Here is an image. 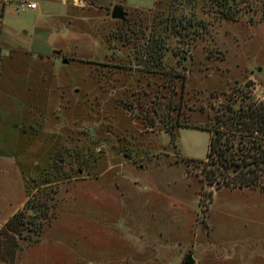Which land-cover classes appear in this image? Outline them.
I'll list each match as a JSON object with an SVG mask.
<instances>
[{
  "label": "rangeland",
  "instance_id": "1",
  "mask_svg": "<svg viewBox=\"0 0 264 264\" xmlns=\"http://www.w3.org/2000/svg\"><path fill=\"white\" fill-rule=\"evenodd\" d=\"M21 1L0 0V264H264V192L203 184L186 160L206 158L208 131L135 118L133 91L151 109L165 89L137 81L143 41L111 16L196 10L167 61L188 75V105L206 107L186 116L204 123L232 87L264 102V0ZM17 213L21 235L6 228Z\"/></svg>",
  "mask_w": 264,
  "mask_h": 264
},
{
  "label": "trees",
  "instance_id": "2",
  "mask_svg": "<svg viewBox=\"0 0 264 264\" xmlns=\"http://www.w3.org/2000/svg\"><path fill=\"white\" fill-rule=\"evenodd\" d=\"M228 1L224 3V8H227ZM161 11L154 13L152 9H149L147 11L149 14L143 12L138 14L142 20L132 21L127 18L122 20L121 34L122 32L127 34L128 30L136 32L138 39L143 41L141 49L137 47L133 49L136 61L134 69L142 72V75H138L137 81L148 78L147 84L150 85L151 79L159 76L165 89L162 93H160L161 88L157 89L154 97L156 101H150L153 104L151 109H146L145 106L149 105L146 101L144 103L143 100H139L142 98L141 92L146 94L147 92L142 89L141 92L133 91L131 94L133 100L130 102L133 104L136 100L139 108L135 118L146 121L145 123L150 126H156L157 122H160V126L173 136L180 127L208 131L210 142L206 158L186 160L187 165L202 176L203 184L216 190L221 188L258 189L264 192V102L254 98L249 86L232 87L229 93L222 94L223 100L218 105L210 101L208 110L212 111V114H208L204 123L193 121V118L186 116V109L204 114L206 107L203 104L198 107L188 105V101L194 97L187 88L188 75L186 72H177L174 65L168 63L167 55L170 51L171 34L174 30L187 34L196 30L197 14L191 7L187 16L180 15L173 4ZM224 14L228 18L231 16L229 13ZM136 26H138L137 29H135ZM127 41H130L129 37ZM186 62L187 58H184V63ZM220 97L216 96V98ZM146 112L148 114L144 115L143 113ZM212 194V192L209 193L208 200ZM32 195L34 194L29 196L30 200ZM44 212L45 210H42V213ZM34 223L39 226L43 224L42 222ZM6 228L14 234L21 235L25 228L24 219L17 213L11 221L7 222ZM182 264H194L192 256L190 254L185 256Z\"/></svg>",
  "mask_w": 264,
  "mask_h": 264
},
{
  "label": "built area",
  "instance_id": "3",
  "mask_svg": "<svg viewBox=\"0 0 264 264\" xmlns=\"http://www.w3.org/2000/svg\"><path fill=\"white\" fill-rule=\"evenodd\" d=\"M38 4L37 2L34 1H21L19 4H17V9L22 10V11H27V10H35L37 9Z\"/></svg>",
  "mask_w": 264,
  "mask_h": 264
},
{
  "label": "water",
  "instance_id": "4",
  "mask_svg": "<svg viewBox=\"0 0 264 264\" xmlns=\"http://www.w3.org/2000/svg\"><path fill=\"white\" fill-rule=\"evenodd\" d=\"M111 16L114 19H116V18H118V19H124L125 18V14H124V12L122 11V9L119 6H115L113 8V11L111 13ZM58 53L59 52H57V54Z\"/></svg>",
  "mask_w": 264,
  "mask_h": 264
},
{
  "label": "crops",
  "instance_id": "5",
  "mask_svg": "<svg viewBox=\"0 0 264 264\" xmlns=\"http://www.w3.org/2000/svg\"><path fill=\"white\" fill-rule=\"evenodd\" d=\"M31 1H33V0H31ZM35 2V1H34ZM64 2V4L66 3L67 4V0H64L63 1ZM39 8V6L37 7V9ZM37 9H35V10H31V11H36Z\"/></svg>",
  "mask_w": 264,
  "mask_h": 264
}]
</instances>
